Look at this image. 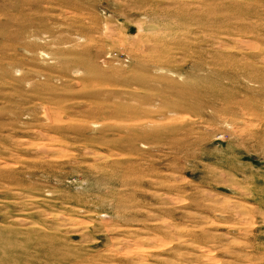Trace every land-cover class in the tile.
I'll return each instance as SVG.
<instances>
[{
	"label": "rangeland",
	"instance_id": "1",
	"mask_svg": "<svg viewBox=\"0 0 264 264\" xmlns=\"http://www.w3.org/2000/svg\"><path fill=\"white\" fill-rule=\"evenodd\" d=\"M0 264H264V0H0Z\"/></svg>",
	"mask_w": 264,
	"mask_h": 264
}]
</instances>
